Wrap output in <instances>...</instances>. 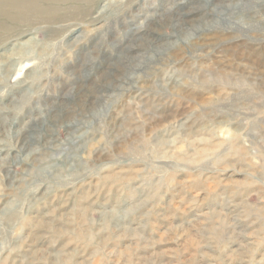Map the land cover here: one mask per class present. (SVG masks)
I'll use <instances>...</instances> for the list:
<instances>
[{
  "label": "rangeland",
  "instance_id": "374dc122",
  "mask_svg": "<svg viewBox=\"0 0 264 264\" xmlns=\"http://www.w3.org/2000/svg\"><path fill=\"white\" fill-rule=\"evenodd\" d=\"M69 9L0 24V264H264V0Z\"/></svg>",
  "mask_w": 264,
  "mask_h": 264
},
{
  "label": "bare ground",
  "instance_id": "6f19581e",
  "mask_svg": "<svg viewBox=\"0 0 264 264\" xmlns=\"http://www.w3.org/2000/svg\"><path fill=\"white\" fill-rule=\"evenodd\" d=\"M95 5L96 0H0V24L7 23L6 25L2 26L5 28H10V24L21 21L22 23L27 22V24H30L29 21L31 20L47 18L46 22H50L56 19L59 12L66 11V9L69 8L71 12L72 9L81 10L80 12L84 10L85 14H90L92 13L93 7ZM75 12L76 11L72 13ZM13 27L14 26H12V28Z\"/></svg>",
  "mask_w": 264,
  "mask_h": 264
}]
</instances>
